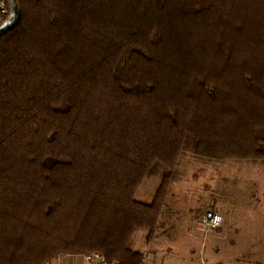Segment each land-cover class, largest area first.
<instances>
[{"label": "trees", "instance_id": "16d2710c", "mask_svg": "<svg viewBox=\"0 0 264 264\" xmlns=\"http://www.w3.org/2000/svg\"><path fill=\"white\" fill-rule=\"evenodd\" d=\"M15 6L0 33V264H145L135 236L151 242L184 153L264 161V0Z\"/></svg>", "mask_w": 264, "mask_h": 264}, {"label": "rangeland", "instance_id": "374dc122", "mask_svg": "<svg viewBox=\"0 0 264 264\" xmlns=\"http://www.w3.org/2000/svg\"><path fill=\"white\" fill-rule=\"evenodd\" d=\"M6 20L11 22V16ZM175 177L151 242L146 241L145 231L135 236L134 248L145 255V264H256L262 252L256 257L254 251H246L251 248L248 237L252 239V235L244 233L232 245L236 233L228 234L225 217L223 226L209 233L202 219L210 211L227 216L225 205L232 199L264 203V161L221 162L184 153ZM157 184L156 179L146 180L137 199L151 201ZM262 211L258 209L256 213Z\"/></svg>", "mask_w": 264, "mask_h": 264}, {"label": "crops", "instance_id": "0c3cea01", "mask_svg": "<svg viewBox=\"0 0 264 264\" xmlns=\"http://www.w3.org/2000/svg\"><path fill=\"white\" fill-rule=\"evenodd\" d=\"M1 2H5V0H0ZM223 198L225 199V196ZM226 204L227 216L224 215L227 221L226 230H228V234L230 231L236 233L235 238L232 239V243L230 244L233 245L237 241H240L244 233L252 235V239L248 237L251 248L246 251H254L253 253H257L256 257L262 252L256 264H264V203L257 201L250 204V202L245 200L232 199L226 202ZM220 205L222 204L220 203ZM220 205H218L219 209ZM258 209L263 210L259 215L256 213ZM245 229L250 230L249 233ZM217 263L220 264V261H217ZM48 264L87 263L84 255H65L54 259Z\"/></svg>", "mask_w": 264, "mask_h": 264}, {"label": "built area", "instance_id": "2783aa9c", "mask_svg": "<svg viewBox=\"0 0 264 264\" xmlns=\"http://www.w3.org/2000/svg\"><path fill=\"white\" fill-rule=\"evenodd\" d=\"M7 13L5 2L0 3V17ZM224 216L216 211H210L204 214L202 223L207 233L217 232L224 224ZM88 264H108L99 253L85 255Z\"/></svg>", "mask_w": 264, "mask_h": 264}, {"label": "water", "instance_id": "95a60500", "mask_svg": "<svg viewBox=\"0 0 264 264\" xmlns=\"http://www.w3.org/2000/svg\"><path fill=\"white\" fill-rule=\"evenodd\" d=\"M11 1V5L13 7V11L11 13V18L13 21H15L18 17V8L15 6V0H10ZM13 22H8L6 23L2 28H0V33H2L6 28H8Z\"/></svg>", "mask_w": 264, "mask_h": 264}]
</instances>
